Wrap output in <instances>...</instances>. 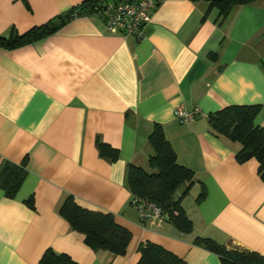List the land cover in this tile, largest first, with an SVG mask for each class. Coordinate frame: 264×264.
Here are the masks:
<instances>
[{
    "label": "crops",
    "instance_id": "crops-1",
    "mask_svg": "<svg viewBox=\"0 0 264 264\" xmlns=\"http://www.w3.org/2000/svg\"><path fill=\"white\" fill-rule=\"evenodd\" d=\"M82 1L0 0V36L24 33ZM217 13L204 0H157L140 40L85 14L36 41L0 46V156L27 169L15 197L0 189V264H38L48 248L78 264H136L145 240L187 264H222L197 237L264 256L258 162L239 163L240 143L207 118L229 105L259 104L256 123L264 128V0L237 5L221 21ZM177 105L201 114L181 123ZM157 125L194 172L181 198L189 232L169 221L142 222L130 204L127 167L149 170ZM97 140L117 157L100 156ZM69 194L130 231L124 254L85 244L58 212ZM30 195L33 209L24 201Z\"/></svg>",
    "mask_w": 264,
    "mask_h": 264
},
{
    "label": "trees",
    "instance_id": "trees-1",
    "mask_svg": "<svg viewBox=\"0 0 264 264\" xmlns=\"http://www.w3.org/2000/svg\"><path fill=\"white\" fill-rule=\"evenodd\" d=\"M109 0H84L47 22L33 26L24 33L12 29L7 36H0V46L18 47L53 33L72 18L85 14H94ZM196 1V0H193ZM209 8L217 9L219 21L237 5H244L255 0H204ZM95 15V14H94ZM260 111L259 104L229 105L207 115L210 124L220 133L241 147L236 153V160L243 163L251 158L258 162V173L264 178V128L256 123ZM149 144L154 150L148 160L149 170L129 164L126 174V186L131 192L130 204L134 198H141L154 203L166 214V221L171 222L181 232H189L191 220L181 205L182 196L188 192L194 181V172L177 161L176 153L165 139L160 126H155L149 135ZM100 156L115 159L117 150L107 144L96 141ZM27 175L26 162H12L0 156V189L4 196L15 197ZM202 190L197 200L203 198ZM25 203L34 208L33 196ZM59 214L70 227L83 234L84 242L93 250L104 249L114 255L124 254L131 238L130 231L118 224L112 213L90 209L78 204L69 194L61 203ZM196 243L214 251L222 264H264V256L255 251L226 247L210 238L197 237ZM139 258L136 264H187L185 260L162 245L145 240L138 245ZM38 264H78L70 256L48 248L42 254Z\"/></svg>",
    "mask_w": 264,
    "mask_h": 264
},
{
    "label": "built area",
    "instance_id": "built-area-1",
    "mask_svg": "<svg viewBox=\"0 0 264 264\" xmlns=\"http://www.w3.org/2000/svg\"><path fill=\"white\" fill-rule=\"evenodd\" d=\"M157 0H109L95 11L104 27L111 33L122 34L140 40L144 37V27L150 21ZM201 114L198 106L186 109L177 105L173 109L174 117L181 123L194 122ZM133 207L138 213L140 221H166V214L154 203L134 198Z\"/></svg>",
    "mask_w": 264,
    "mask_h": 264
},
{
    "label": "rangeland",
    "instance_id": "rangeland-1",
    "mask_svg": "<svg viewBox=\"0 0 264 264\" xmlns=\"http://www.w3.org/2000/svg\"><path fill=\"white\" fill-rule=\"evenodd\" d=\"M257 2H260V1H257ZM257 4H259V3H257ZM258 6V5H257Z\"/></svg>",
    "mask_w": 264,
    "mask_h": 264
}]
</instances>
